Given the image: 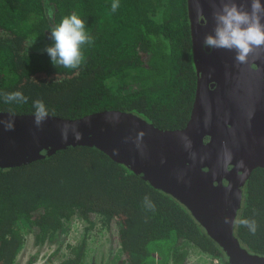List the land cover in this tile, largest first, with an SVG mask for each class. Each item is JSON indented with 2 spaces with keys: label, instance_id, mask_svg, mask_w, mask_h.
Instances as JSON below:
<instances>
[{
  "label": "trees",
  "instance_id": "trees-1",
  "mask_svg": "<svg viewBox=\"0 0 264 264\" xmlns=\"http://www.w3.org/2000/svg\"><path fill=\"white\" fill-rule=\"evenodd\" d=\"M0 0V93L21 91L26 104L0 111L79 118L104 109L133 112L166 129L184 127L198 74L187 0ZM76 13L94 39L78 70L54 67L45 48L50 30ZM36 37L34 45L27 42ZM155 204L147 209L144 197ZM236 225L241 244L264 255V166L243 185ZM74 216L116 225L131 264H184L190 243L229 262L222 246L187 205L99 147L76 144L30 162L0 166V264H13L25 230L37 243H56L47 264H86L88 241L62 245ZM33 258L30 260L32 261ZM123 264V261L122 263Z\"/></svg>",
  "mask_w": 264,
  "mask_h": 264
},
{
  "label": "water",
  "instance_id": "water-1",
  "mask_svg": "<svg viewBox=\"0 0 264 264\" xmlns=\"http://www.w3.org/2000/svg\"><path fill=\"white\" fill-rule=\"evenodd\" d=\"M241 2L250 8V0H237ZM187 3L198 84L184 127L161 128L118 109L79 118L49 114L40 127L35 125L33 113H14L13 130L0 124V166L27 163L76 144L99 147L184 202L222 246L231 264H264V255L244 247L231 223L238 218L246 179L255 167L264 166V51L242 65H237L235 51L206 52L203 40L213 32L214 6L220 7L221 0ZM213 79L217 85L210 90L207 82ZM10 113L0 111V120L8 119ZM65 123L77 125L82 138L77 140L69 131L68 139L63 140ZM140 132L144 135L138 144ZM184 134L191 140V149L184 147ZM225 145L232 153L227 166L222 162ZM190 153H195V160ZM238 161L244 166H238Z\"/></svg>",
  "mask_w": 264,
  "mask_h": 264
},
{
  "label": "clouds",
  "instance_id": "clouds-1",
  "mask_svg": "<svg viewBox=\"0 0 264 264\" xmlns=\"http://www.w3.org/2000/svg\"><path fill=\"white\" fill-rule=\"evenodd\" d=\"M119 0H113L111 11L115 13L119 8ZM215 26L212 33L205 35L203 46L209 49H225L235 51L237 65L248 64L249 58L257 56L264 51V5L261 0H250V8L245 2L237 3V0H221L220 7L213 11ZM52 44L45 48L51 63L54 67H63L70 70H78L86 62L84 46L92 45L93 37L86 29V22L76 13L62 17L60 22L50 30ZM36 37L27 42L28 48L34 45ZM5 103L26 104L28 97L21 91L0 93ZM34 123L37 127L49 117V111L44 102L40 99L33 101ZM14 113L9 118L0 120L4 129H14ZM69 131L79 140L82 134L77 130V125L65 123L62 125V139L67 140ZM144 133L137 136V143L142 139ZM184 147L191 149V140L186 134L181 136ZM195 160V153H190ZM232 160V153L225 145L222 153V162L225 166ZM238 166L243 167V161H238ZM144 205L147 209L155 211V204L148 196L144 197ZM225 217V223H229ZM238 226H245L255 234L257 223L254 219L236 218L231 220Z\"/></svg>",
  "mask_w": 264,
  "mask_h": 264
},
{
  "label": "rangeland",
  "instance_id": "rangeland-1",
  "mask_svg": "<svg viewBox=\"0 0 264 264\" xmlns=\"http://www.w3.org/2000/svg\"><path fill=\"white\" fill-rule=\"evenodd\" d=\"M62 233L67 242L75 243L85 235L88 241L86 264H131L129 254L119 235L116 225L109 226L101 219L87 229L88 222L81 216H74ZM56 243H37L34 233L25 230L24 240L13 264H47ZM191 252L184 264H214L211 255L190 243ZM33 258L32 261H30Z\"/></svg>",
  "mask_w": 264,
  "mask_h": 264
},
{
  "label": "flooded vegetation",
  "instance_id": "flooded-vegetation-1",
  "mask_svg": "<svg viewBox=\"0 0 264 264\" xmlns=\"http://www.w3.org/2000/svg\"><path fill=\"white\" fill-rule=\"evenodd\" d=\"M203 23H204V22H203ZM204 50H206V52H209L211 49H209V48H207V47L204 46ZM251 65H252L253 68H258V65H257L256 62H252ZM207 83H208V86H209L210 90L213 89V88L217 85V81H216L215 79H213V80H209ZM208 91H209V89H208ZM257 167H258V166H257ZM255 168H256V167H255ZM255 168H254V169H255ZM254 169H253V170H254ZM253 170H252V171H253ZM226 180H227L226 178L223 179L224 182H226ZM216 182H217V181H216ZM242 198H243V193H242ZM241 201H242V200H241ZM238 209H239V208H238Z\"/></svg>",
  "mask_w": 264,
  "mask_h": 264
},
{
  "label": "built area",
  "instance_id": "built-area-1",
  "mask_svg": "<svg viewBox=\"0 0 264 264\" xmlns=\"http://www.w3.org/2000/svg\"><path fill=\"white\" fill-rule=\"evenodd\" d=\"M211 260L213 261L214 264H231L230 262L226 260H221L218 257H212Z\"/></svg>",
  "mask_w": 264,
  "mask_h": 264
}]
</instances>
